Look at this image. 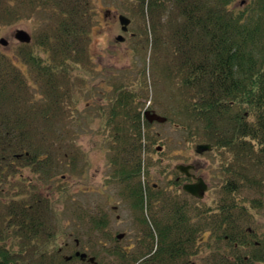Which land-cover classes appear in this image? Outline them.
Listing matches in <instances>:
<instances>
[{
	"label": "rangeland",
	"instance_id": "obj_1",
	"mask_svg": "<svg viewBox=\"0 0 264 264\" xmlns=\"http://www.w3.org/2000/svg\"><path fill=\"white\" fill-rule=\"evenodd\" d=\"M152 3L88 0V34L59 65L52 42L44 40L56 18L32 11L31 0H0V39L7 41L0 44V250L15 264H49L53 257L61 263L76 251L79 258L69 264H140L155 248L149 226L164 216L163 196L185 202L190 227L201 228L190 260L211 264L215 254L234 251L216 240L222 231H210L209 219L195 216L214 208L229 183L251 206L233 225L251 243L233 249L251 264H264V162L255 151L211 150L198 140L187 113L193 94L177 74L175 9ZM229 10L255 18L264 0H232ZM119 15L130 21L125 32ZM17 29L31 36L29 44L13 38ZM52 67L49 76L45 69ZM17 144L20 153L38 154L33 168L13 158ZM223 161L233 165L232 174L223 172ZM178 164L195 165L193 173L207 184L203 199L182 191L190 181ZM137 188L147 197L141 207L134 203ZM149 195L160 200L150 204ZM36 199L43 229L23 250L25 238L7 231L13 222L7 218ZM35 247L46 251L41 256Z\"/></svg>",
	"mask_w": 264,
	"mask_h": 264
},
{
	"label": "trees",
	"instance_id": "obj_2",
	"mask_svg": "<svg viewBox=\"0 0 264 264\" xmlns=\"http://www.w3.org/2000/svg\"><path fill=\"white\" fill-rule=\"evenodd\" d=\"M87 1L31 0L32 11H44L48 20L53 17L57 20L44 40L47 43L52 42L49 46L51 56L60 59L59 65L72 57L76 50L75 43L83 42L88 34L91 15ZM231 1L153 0L152 7L171 4L175 9L172 38L176 40L175 54L179 61L177 74L181 78V86L193 94L187 113L194 124L198 140L210 145L211 150L236 148L245 154L255 151L259 157L257 161L263 163L264 11L258 17L251 18L239 11L229 10ZM31 59L34 60L33 57ZM34 63L38 65L36 59ZM53 67L45 69V73L51 76V72L54 73ZM248 115L253 117L249 122ZM132 122L139 123L138 118ZM2 135L0 132V136ZM18 146L19 144L14 146L13 158L19 161L23 158L24 167L33 168L39 161L38 154L20 153L16 150ZM222 168L226 174H232L231 169L234 170L233 165L227 161L222 162ZM135 172L136 170H132L128 175L132 176ZM249 185L257 186L256 183L251 184V181ZM132 193L136 207H141L147 197L143 198L141 188ZM221 195L214 208L195 216L209 219L210 231H222V235L216 240H223L225 248L234 251L228 256L215 254L219 259L216 261L212 257L211 264H251L252 260H246L234 250L239 246L246 249L251 242L243 232L233 227L236 217L241 218L246 208L251 206L238 199V189L231 186V183L223 186ZM148 200L152 204L160 199L149 195ZM194 200L197 201L195 198ZM161 201L164 216L161 221H154L153 226H149L148 233L154 234L151 237L156 238V245L140 258V264H193L190 260L191 250L201 228L190 227L185 202L171 200L166 196H163ZM38 203L39 200L36 199L31 205L24 204L18 208V214L10 212L7 218L13 220L7 226V231L14 230L16 238H25L26 242L21 244L23 250L34 246L31 243L32 238L37 240L40 230L43 229V225L36 218L37 214L41 213ZM19 217H22L21 221ZM35 251L42 256L46 249L35 247ZM215 251L218 252V249ZM78 254L76 251L71 256L63 257L61 263L56 262L53 257L49 264H69L73 259L79 258ZM116 255L123 258L119 253ZM0 257H3L5 264H15L14 259L10 260L9 252L5 254L0 250Z\"/></svg>",
	"mask_w": 264,
	"mask_h": 264
},
{
	"label": "water",
	"instance_id": "obj_3",
	"mask_svg": "<svg viewBox=\"0 0 264 264\" xmlns=\"http://www.w3.org/2000/svg\"><path fill=\"white\" fill-rule=\"evenodd\" d=\"M119 23L121 25V30L125 32L127 30V26L129 25V19L125 16L119 15L118 16ZM13 38L22 44H29L31 42V36L23 29H17L15 30L13 34ZM117 41L121 42L123 41L122 36H118L116 38ZM0 44L2 46L7 45V41L3 38L0 39ZM205 147V146H204ZM200 148H203V146H200ZM205 149V148H203ZM175 169L185 176L186 178H189L193 180V182H186L181 185V189L183 192L188 194L189 196L201 200L204 197V194L207 190V184L203 180L202 177H196L193 174L190 173V170H196L195 165L192 164H178L175 166Z\"/></svg>",
	"mask_w": 264,
	"mask_h": 264
},
{
	"label": "flooded vegetation",
	"instance_id": "obj_4",
	"mask_svg": "<svg viewBox=\"0 0 264 264\" xmlns=\"http://www.w3.org/2000/svg\"><path fill=\"white\" fill-rule=\"evenodd\" d=\"M194 171H195V170H192V171L190 170V173L193 174V175L195 176V174L193 173ZM188 180H189L190 182L193 181V180L191 181V179H189V178H188ZM0 264H5L3 257H2V258L0 257Z\"/></svg>",
	"mask_w": 264,
	"mask_h": 264
}]
</instances>
